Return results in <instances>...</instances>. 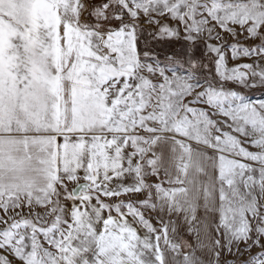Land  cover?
<instances>
[{
  "label": "snow or ice",
  "instance_id": "obj_1",
  "mask_svg": "<svg viewBox=\"0 0 264 264\" xmlns=\"http://www.w3.org/2000/svg\"><path fill=\"white\" fill-rule=\"evenodd\" d=\"M257 92L264 0H0V264H264Z\"/></svg>",
  "mask_w": 264,
  "mask_h": 264
},
{
  "label": "rangeland",
  "instance_id": "obj_2",
  "mask_svg": "<svg viewBox=\"0 0 264 264\" xmlns=\"http://www.w3.org/2000/svg\"><path fill=\"white\" fill-rule=\"evenodd\" d=\"M240 62H250V61H246V60H245V61H240ZM234 63H235V62H231V63H230V66H234ZM254 98H264V97H261V96H260V93L257 92V93L254 94ZM153 179H155V177H153ZM153 222L155 223V221H153ZM185 230H186V226H185ZM185 230L182 231L181 234L184 233ZM183 238H184V237H183ZM184 239H192V238H184ZM228 258L231 259V257H228Z\"/></svg>",
  "mask_w": 264,
  "mask_h": 264
},
{
  "label": "crops",
  "instance_id": "obj_3",
  "mask_svg": "<svg viewBox=\"0 0 264 264\" xmlns=\"http://www.w3.org/2000/svg\"><path fill=\"white\" fill-rule=\"evenodd\" d=\"M129 198H130V199H135V197H129ZM153 215H154V214H153ZM181 236L184 237V238H192V237H190V236L188 235V233H187L186 230H185L184 233L181 234Z\"/></svg>",
  "mask_w": 264,
  "mask_h": 264
}]
</instances>
